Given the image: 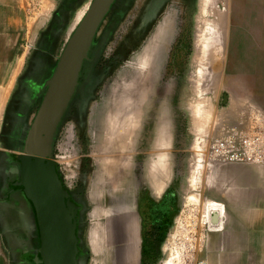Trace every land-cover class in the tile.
Masks as SVG:
<instances>
[{"label":"rangeland","instance_id":"374dc122","mask_svg":"<svg viewBox=\"0 0 264 264\" xmlns=\"http://www.w3.org/2000/svg\"><path fill=\"white\" fill-rule=\"evenodd\" d=\"M188 1L165 0L152 21L147 23L145 32L135 39L134 34L138 35L140 16L146 9L147 0H119L113 18L101 24L90 44V48L98 47L99 54L93 72L96 77L98 74L103 77L91 97L87 134L81 135L78 125L77 129L74 125V92L70 101L72 103H69L62 119L56 124L53 138L49 139L48 132L52 127V122L49 121L44 125L43 132L39 131L38 136L34 133L31 138V150L43 153L50 151L49 156L56 162H85L79 168L81 173L89 175L87 169L94 162L95 176L99 161L98 150L95 149L97 138L93 135L95 110L104 102L107 88L143 48L158 25L170 15L174 33L158 85L161 93L169 94L168 99L173 107V144L165 145L166 148L163 147L162 150L169 149L167 161L174 164L176 181L166 200L168 211L163 210L166 213L162 216L164 223L161 228H158L156 214L147 216L146 221L151 229L148 231V237L151 236L148 239L150 258L158 264H164L167 259L168 264H199L202 260L205 264H210L207 253L211 248V235L222 227L226 209L225 204L212 193V185L218 181L214 166L218 160L210 153L209 140L219 135L220 124L229 123L238 114L249 116L251 110H255L262 112L264 116V46L261 45L264 39L256 38L264 34V0H211V19L220 31L214 38L215 42H210V52L201 59L195 49V18L199 0H190V6L186 5ZM220 21L222 28H219ZM64 25V22L49 25L50 36H60L58 45H40L37 39L39 33L37 34L33 46V52L37 54L32 62L38 70H35V74H42L39 69H46L49 60L58 62L55 58L66 48L72 35L69 31L72 24L67 23L63 29ZM38 53L43 54V57ZM35 83L34 78L28 89L30 94L20 93L18 118L11 120L15 132L4 138V145L13 150L12 154L19 162V154L26 149L30 132L28 129L31 130L43 103L40 97L34 98L35 102L32 100ZM29 105L35 109L31 114L34 117L24 118L27 114L24 109ZM55 109L56 107L50 108L49 115ZM200 111L202 114H199ZM206 115L207 119L204 118ZM199 125H203L202 129ZM137 151L138 154L141 149ZM134 162H142L141 157H136ZM73 168L75 167H70L64 174L68 183L74 178ZM105 187L103 190H106ZM213 206L218 207L213 209Z\"/></svg>","mask_w":264,"mask_h":264},{"label":"crops","instance_id":"0c3cea01","mask_svg":"<svg viewBox=\"0 0 264 264\" xmlns=\"http://www.w3.org/2000/svg\"><path fill=\"white\" fill-rule=\"evenodd\" d=\"M118 1L0 0V156L13 151L4 145V136L15 132L11 120L18 118L20 93H31L28 89L35 77L36 68L32 62L37 34L41 35L50 23L59 22V17L66 16L63 21L72 24L70 34L86 27L85 30L94 31V37L101 24L113 18ZM79 11H83L80 18L77 16ZM95 23L97 25L93 26ZM256 38L264 39V34ZM261 45L264 46V42ZM41 81L43 83V77ZM24 110H27L24 118L34 117L31 115L35 110L32 106H26ZM250 113L249 116L238 114L229 123L218 125L219 134L234 127L248 128L258 121L264 124L262 112L251 110ZM172 114L169 113L162 120L165 125L172 122V130L169 137L166 134L162 136L158 146H155L158 137L155 139V135L149 132L141 135L137 145L128 148L126 153L130 157L123 161L116 158L111 162L109 159L111 156L114 158L115 153L110 149L107 152L98 151L95 176L94 162L87 169L89 175L84 176L79 168L85 162H56V166L61 168L59 177L68 188L71 199L79 206L78 264H158L150 258L148 231L151 229L146 221L155 207L162 204L176 181L174 164L167 161L169 149L162 150L165 145L173 144L175 122ZM159 144L162 146L159 147ZM137 147L141 149L138 154ZM138 156L142 162H134ZM3 163L0 162V174L5 176ZM9 163L17 165L19 179L16 185L29 199L20 185L21 162ZM117 163L120 167H117ZM72 166L75 167V174L68 183L64 174ZM214 166L218 181L213 183L212 193L225 204L226 212L222 227L211 235L208 261L210 264H264V163L215 161ZM104 186L106 190H103ZM1 203L0 264H7L9 255L20 256L27 251L34 254L36 264L40 239L35 212L23 235L21 227L10 225L4 219V206ZM161 251L162 244L159 246L160 254Z\"/></svg>","mask_w":264,"mask_h":264},{"label":"bare ground","instance_id":"6f19581e","mask_svg":"<svg viewBox=\"0 0 264 264\" xmlns=\"http://www.w3.org/2000/svg\"><path fill=\"white\" fill-rule=\"evenodd\" d=\"M211 7V0H199V9L195 18L197 29L195 49L200 59L210 52L212 45L210 42L211 40L215 42L216 39L214 38H216L217 32L220 31V29L216 28L214 20L211 19ZM82 13L83 11H79V18ZM219 28H222V21L219 23ZM173 33L172 19L169 15L158 25L143 48L107 88L104 102L95 110L93 115V133L98 141L96 149L98 151L106 150L105 152L108 149L114 151L115 157L112 158L111 156L109 159L111 162L116 161V158L123 161L128 156L130 157L126 151L131 145H137L138 139L136 137H139L140 141L141 135L144 133H153L155 139L156 136L158 137L155 142L157 145L155 146H158L164 134H166V137L170 135L172 122L165 125L162 121L164 116H166L165 105L169 101V94L161 93L158 81ZM197 56L195 57L196 59H198ZM201 111L199 114H202ZM208 115L210 114L208 113ZM204 118L207 119V115ZM165 127L166 131H164ZM199 127L202 129L203 125H199ZM160 144L159 147L162 146ZM118 162L120 163L121 161ZM117 167H120V165ZM212 202L215 201L213 200ZM217 207L213 206V209ZM219 208L223 209L222 207ZM210 209L212 210V208ZM219 215H222V213Z\"/></svg>","mask_w":264,"mask_h":264},{"label":"water","instance_id":"95a60500","mask_svg":"<svg viewBox=\"0 0 264 264\" xmlns=\"http://www.w3.org/2000/svg\"><path fill=\"white\" fill-rule=\"evenodd\" d=\"M96 25L95 23L93 26ZM85 29L86 27H82L73 33L63 53L64 56L68 50L71 56H75V59L70 62V70L76 68L81 56H85L87 49L90 48L94 31ZM60 66L51 81L52 86L57 80L59 82ZM75 79L74 74L67 80L60 78L61 88L64 87L65 91L60 95L59 103L52 115H49L50 107L45 103L47 99H44L30 131L28 152L19 154L22 168L20 185L33 206L38 228L40 246L36 259L39 264H78L77 215L79 206L71 199L68 188L59 177L56 161L49 156L50 151L43 153L31 150V138L34 133H38L35 129L37 127L43 129L49 121L52 122V131L57 124L60 113L73 91Z\"/></svg>","mask_w":264,"mask_h":264},{"label":"flooded vegetation","instance_id":"af4514ba","mask_svg":"<svg viewBox=\"0 0 264 264\" xmlns=\"http://www.w3.org/2000/svg\"><path fill=\"white\" fill-rule=\"evenodd\" d=\"M189 1L187 2L186 5L190 3ZM164 2L165 0H149V1L147 0L145 4L146 9L143 12V14L140 16L141 17L140 21L142 25L141 24L138 25L139 28L137 30L138 35L136 33L134 34L135 39L137 38L136 36H141L143 32H145L147 23H150L152 21L156 13H158L159 9L164 5ZM65 50L66 48H64V50L60 53V55L57 58L54 57L55 59H57L58 62L54 63V61L52 62V60H49L46 63V69L45 67L44 69L42 68L39 69V71H42V74H35L34 78L36 83L33 84V89L34 88L35 89L32 91L33 93L32 100L34 101V98L38 99L39 97L44 95L42 97V100L44 101L45 98L47 99L45 102L47 106L50 108L56 107L59 103L58 101L59 98L61 97L60 95H62V93H64L65 91L64 87L61 88L62 81L60 80V78L62 77L67 80V78L72 76L73 74L76 75L73 91L71 92L70 97L61 112L59 120L62 119V116L64 115L66 109L69 107L68 105L72 103L70 101L75 92L74 98L76 97V99L72 103V105L74 104L75 106V111L72 113V116L74 118V125L76 129L78 125L79 132L81 135H86L87 134L86 127L88 123L87 114L90 106L91 97L94 95L95 88H98L100 79L103 77L102 74H98L97 75L98 77H96V75L93 72L95 62L99 56L97 52L98 47L88 48L85 56H81L80 63L76 64V68L72 70H70L71 68L70 62H72L75 59V56H71L72 54H70L68 50L67 53L63 56ZM61 60L62 63L60 64ZM59 65H61L59 68L60 71L59 82L57 80L55 82V85L52 86L51 81L55 77ZM42 77L44 79L43 83L41 81ZM42 91L44 92V94ZM165 106H166V115H169V113L171 114L173 109L171 102L170 101L166 102ZM55 127L53 128L52 131L48 132V134L50 135L49 139L53 138V132L55 130ZM43 129L37 127L35 130L36 132L39 131L43 132ZM25 152H28V149H25ZM0 162H4L3 170L5 172V176L0 174V202H2L1 204H3L4 206L2 207V210L5 212V216L3 217L4 219H7L10 225H13L15 227L18 226L21 227L23 230V235H25L26 234L25 228L29 227V222L32 220V215L34 214L33 212L34 210L31 202L29 201V199H27L23 190L16 185V181L19 179V175L17 173V169H18L17 165L14 163L13 164L9 163V162L19 163V161L16 160V156H14L12 153H7V154H1ZM56 168L58 174L60 173L59 174L60 176L61 168L59 165L56 166ZM84 175L85 173H83L82 176ZM33 255L34 254L31 251L30 252L27 251V253H24L23 255L21 254L20 256L13 254L7 256V261L9 264H35V262L33 261ZM36 264L39 263L36 262Z\"/></svg>","mask_w":264,"mask_h":264},{"label":"built area","instance_id":"2783aa9c","mask_svg":"<svg viewBox=\"0 0 264 264\" xmlns=\"http://www.w3.org/2000/svg\"><path fill=\"white\" fill-rule=\"evenodd\" d=\"M208 148L220 162L262 164L264 124L258 121L248 128H231L209 140ZM199 264H205V261L202 260Z\"/></svg>","mask_w":264,"mask_h":264},{"label":"trees","instance_id":"16d2710c","mask_svg":"<svg viewBox=\"0 0 264 264\" xmlns=\"http://www.w3.org/2000/svg\"><path fill=\"white\" fill-rule=\"evenodd\" d=\"M62 16V15H61ZM59 19H60V21L58 22V23H61V22H64L63 20H65L66 19V16H62V17H59ZM52 23H56V22H52ZM65 23V25H64V27H63V29L66 27V24L68 23V22H64ZM51 24V23H50ZM49 24V25H50ZM50 26H48L47 28H46V30H45V32H43L41 35L39 34V36H38V42H39V44L40 45H43V46H46L48 43V45H55L56 43H57V45H58V41H59V39H60V36H59V38L57 37V35H54L53 37H51L50 35H51V29L49 28ZM63 29L61 30V33H62V31H63ZM59 31H60V28H59ZM61 35V34H60ZM73 36V33H72V35L69 37V39H68V41H67V43H66V45H65V47L68 45V43H69V41H70V39H71V37ZM43 46H42V48H43ZM58 47V46H57ZM37 54V52L35 53L34 52V55L33 56H35ZM38 55H40V57H43V54H41V53H38ZM37 55V56H38ZM29 136L30 135H28V138L27 139H29ZM27 142H28V140H27ZM5 144V143H4ZM28 145H26V149H28ZM172 191V189H170V191L167 193V195H166V198L164 199V201L162 202V204H160V205H158L157 207H155V209L153 210V214H156V219H157V224H158V228H161V226L163 225V214H165L166 213V211H168V209H167V206L165 205L166 204V200H167V198H168V196H169V193ZM164 209H166V211H163ZM157 224H156V226H157ZM149 238H151V236H149L148 237V239ZM148 243H149V240H148ZM156 257V256H155Z\"/></svg>","mask_w":264,"mask_h":264}]
</instances>
